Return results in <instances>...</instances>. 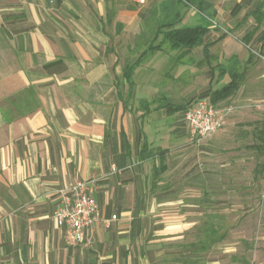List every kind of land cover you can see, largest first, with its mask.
Instances as JSON below:
<instances>
[{"label": "crops", "instance_id": "0c3cea01", "mask_svg": "<svg viewBox=\"0 0 264 264\" xmlns=\"http://www.w3.org/2000/svg\"><path fill=\"white\" fill-rule=\"evenodd\" d=\"M200 1L202 13L214 11L211 0ZM137 4L0 0V264H158L160 243L177 237L149 214L166 203L155 185L179 130L188 134L176 117L185 109L172 113L163 105L208 97L213 73L197 67L204 60L199 45L169 77L192 83L205 76L206 88L190 98L176 88L163 93L150 75H140L154 67L145 58L127 77L148 32ZM194 6L187 8L197 11ZM194 12L179 13L175 0H160L150 16L179 15L181 24L195 25ZM224 18L233 25L216 43H233L230 33L243 42L253 32L243 43L254 41L264 57V0H234ZM207 26L205 40L220 35L210 39L215 25ZM223 68L219 80L229 78L231 70ZM163 163L166 170L156 175ZM79 180L93 189L101 216L116 218L87 229L81 245L68 246L52 213L60 190Z\"/></svg>", "mask_w": 264, "mask_h": 264}, {"label": "rangeland", "instance_id": "374dc122", "mask_svg": "<svg viewBox=\"0 0 264 264\" xmlns=\"http://www.w3.org/2000/svg\"><path fill=\"white\" fill-rule=\"evenodd\" d=\"M158 1L130 0L132 4H140L145 13L142 22L148 28L147 34L140 37L138 53L154 34L157 23L150 14ZM175 1L179 13L195 11L199 23L215 25L210 39L233 25V20L227 22L224 15L234 0H211L214 11L204 12L203 16L188 9L182 1ZM194 1L196 8L199 0ZM230 36L233 43L214 44L210 47L209 62L202 60L197 67L214 69L211 89L229 79L216 78L224 71L223 66L226 73L242 72L238 90L231 98L219 102L232 105L234 112L224 127L207 139L191 141L188 134L179 130L178 142L172 144L168 155V169L155 185L160 199L166 203L149 213L153 219L163 220L169 231H177L173 240L160 243L158 264H264V170L257 171L264 164V149L257 146L255 139V130L261 126L258 122H264V77H259L264 73V57L255 53L254 41L244 44L239 35L230 33ZM161 38L159 35L155 43ZM237 45L242 46L240 51H235ZM161 47L162 50L145 58L154 67H144L140 75H150L161 84L163 93L174 88L189 98L201 93L207 86L205 76L194 77L192 83H185V78H178V82L169 79L181 64L174 58L177 51L168 49L166 43ZM224 51L233 56L223 58ZM248 54L251 57L247 59ZM194 100L189 99L188 105ZM176 117L179 123L184 122L181 115ZM221 235L224 236L217 239Z\"/></svg>", "mask_w": 264, "mask_h": 264}, {"label": "built area", "instance_id": "2783aa9c", "mask_svg": "<svg viewBox=\"0 0 264 264\" xmlns=\"http://www.w3.org/2000/svg\"><path fill=\"white\" fill-rule=\"evenodd\" d=\"M233 112L234 107L230 104H213L208 97L197 99L183 112L189 139L199 141L210 138L224 127ZM52 218L55 225L63 230L66 245L77 246L83 243L87 229L98 223L108 227L116 216L102 217L93 189L87 181L79 180L60 190Z\"/></svg>", "mask_w": 264, "mask_h": 264}, {"label": "trees", "instance_id": "16d2710c", "mask_svg": "<svg viewBox=\"0 0 264 264\" xmlns=\"http://www.w3.org/2000/svg\"><path fill=\"white\" fill-rule=\"evenodd\" d=\"M178 2H183L186 5L194 6V0H177ZM201 1L197 3L196 9L199 13L201 11ZM258 10L256 8L253 10L255 13ZM257 15V14H256ZM156 27L152 39L148 43V45L141 51L138 58L135 62L127 68L125 74L127 77L132 76L133 70L136 65H138L144 58H146L149 54H153L156 51L162 50V43H166L168 49L177 51V55L174 57L175 61L181 60L184 56H186L193 48L201 45L204 53V60L209 62V48L213 44H215L219 39L223 38L227 33H221L217 38L213 40H205L208 37L209 27L207 24L198 23L195 25H186L181 24V19L179 15L169 16L168 14H163L161 17L157 18ZM161 35V39L159 42L155 43L158 36ZM253 32H249L247 36L243 39V42H248ZM259 40L262 41L264 45V32L259 36ZM264 55V54H263ZM212 73L214 69L211 68ZM242 79V72H238L237 70H231L229 73V79L227 82L223 83L221 86L209 89L207 96L213 104H219L220 101L229 98L234 92L238 89L240 85V80ZM188 103L184 104H169L165 103L163 107L166 108L167 112H180L186 109ZM261 123V126L255 130V139H258L257 146L264 149V122ZM166 152L165 149L160 150V154H164ZM145 155L148 156L149 152H145ZM164 161V158H163ZM261 171L257 169L258 172H263L264 164L261 166ZM166 170V165L163 163L159 169L156 170V175L159 172H164ZM224 235L217 237L220 239Z\"/></svg>", "mask_w": 264, "mask_h": 264}]
</instances>
